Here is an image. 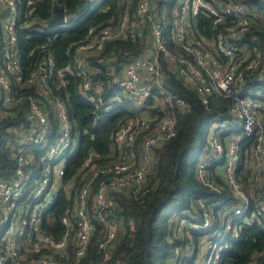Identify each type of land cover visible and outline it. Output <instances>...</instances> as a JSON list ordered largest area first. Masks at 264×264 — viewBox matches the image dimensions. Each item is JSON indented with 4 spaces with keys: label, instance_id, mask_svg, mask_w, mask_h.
<instances>
[{
    "label": "built area",
    "instance_id": "built-area-1",
    "mask_svg": "<svg viewBox=\"0 0 264 264\" xmlns=\"http://www.w3.org/2000/svg\"><path fill=\"white\" fill-rule=\"evenodd\" d=\"M37 1L0 0V118L10 111L5 107L17 103L13 85L33 86L44 98L26 99V120L10 128L5 144L15 166L10 178L0 179V264H81L90 246L99 256L91 264H125L115 254L124 236L136 234V226L119 214L113 194L150 193L156 153L176 136L174 113L166 108L188 109L166 87L163 62L204 106L226 103L230 117L208 122L197 176L210 184L204 170L221 160L232 194L225 204L221 197L207 206L201 197L191 200L171 219L167 264H231L226 253L232 242L264 216L262 197L244 192L234 173L248 146L254 183H263L264 90L246 87L247 78L264 80V50L257 37H252L255 45L245 39L256 22L254 9L240 0H114L115 20L88 28L68 64L55 71L53 54L42 43L32 49L37 56L24 73L17 30L27 36L42 30ZM201 16L211 19L208 33L198 22ZM48 24L54 30L68 26L69 20L64 15L62 24ZM128 41L142 45L117 72L119 49L103 52L108 43ZM93 59L108 68V89L114 90L106 96L96 83L97 70L90 66ZM54 73L60 84L52 88ZM68 74L78 79L77 93L93 108L94 118L121 107L128 113L112 134L110 159L103 162L99 153L88 151L71 174L67 157L77 148L78 136L64 104L52 95ZM60 196L69 203L59 215L63 230L56 238L42 223L52 217ZM244 264H264V253L253 251Z\"/></svg>",
    "mask_w": 264,
    "mask_h": 264
},
{
    "label": "trees",
    "instance_id": "trees-1",
    "mask_svg": "<svg viewBox=\"0 0 264 264\" xmlns=\"http://www.w3.org/2000/svg\"><path fill=\"white\" fill-rule=\"evenodd\" d=\"M113 1L38 0L36 10L43 21L39 25L42 30L31 36L17 30L21 71L26 73L30 70V64L35 61L37 56L35 52L32 53L31 51L42 43L47 44L46 48L53 54L56 62L55 71L63 68L71 61L74 47L84 37L87 29L90 27L98 28L113 17ZM240 1L249 10L254 9L253 15L256 21L251 28L252 31L247 33L245 39L251 45H255L252 37H257V44L264 50V0ZM171 3L174 4V1ZM155 4L157 5L156 1ZM106 6L109 7L106 12H103ZM56 7L62 9L69 20V24L66 27L49 30L46 25L54 17ZM160 7L159 4L157 9ZM113 20H115L114 17ZM198 22L201 26H205L204 33H208L211 27V19L201 16L198 18ZM140 44H134L131 41L108 43L103 54L111 48L119 49V63L115 65V71L118 72L123 62L128 61L132 54L135 55L139 52L142 45ZM89 63L91 67L97 70L95 74L97 82H94L98 83L102 94L104 96L110 94L114 89L113 87L108 89L107 66L96 59L89 60ZM163 68L166 87L175 96L183 98L188 109L179 112L176 107L167 106L166 108L170 113H174L176 136L166 141L156 153L158 161L153 173L148 178L150 193L138 196L113 194L114 199L119 204V214L123 215L124 218H131L136 226V234L131 238L124 236L115 254V256L121 257L125 264H167L172 253V247L166 239L168 232H170L171 219L186 208L189 201L196 198L205 199L207 201L206 206L210 200H220L218 198L221 197V203L225 204L232 198L229 187L225 183L221 160L216 166H207L204 170V177L208 176L210 184L206 183L205 185L197 176L199 158L204 153L203 148L206 144L208 122L214 117L218 120L230 117L226 111V103L224 101L218 104L212 102L208 106H204L193 90L175 78L171 66L163 62ZM63 79L65 83L58 90L54 89L52 95L64 104L73 131L78 136L77 148L67 157L66 171L67 174H71L81 165L88 151L99 153L103 162L110 159L112 134L128 113L121 107V109L114 110L107 115L94 118L93 108L77 93L78 79L71 74ZM246 81V87L264 90L262 78L252 77L247 78ZM59 84L60 77L54 73L52 88ZM12 90L16 95L17 103L12 107H5L6 111H10L0 118V179L10 178L15 166L14 160L11 156L9 157L8 148L5 147L10 138V128L25 122L26 117L23 110L28 105L26 101L28 97L44 99L38 95L35 87L30 85H13ZM131 108L135 112H139L135 107L131 106ZM149 109L153 110L152 108ZM157 111L160 112V110ZM250 155L251 152L246 146L238 157L234 173L244 192L248 195L262 197L264 200V179L260 185L254 183L251 165L249 168ZM68 203L69 201L63 196L57 198L52 209V217L47 218L42 223V227L47 233L56 238L63 230L59 224V215ZM240 237L237 242H232L230 251L226 253V255L231 256L228 260L231 264H244L253 251L264 253V216L256 218L251 226H245ZM98 259L99 256L95 249L90 246L81 264H91Z\"/></svg>",
    "mask_w": 264,
    "mask_h": 264
},
{
    "label": "water",
    "instance_id": "water-1",
    "mask_svg": "<svg viewBox=\"0 0 264 264\" xmlns=\"http://www.w3.org/2000/svg\"><path fill=\"white\" fill-rule=\"evenodd\" d=\"M54 12V17L48 24L49 27H55L63 23L64 13L62 9L60 7H56Z\"/></svg>",
    "mask_w": 264,
    "mask_h": 264
},
{
    "label": "rangeland",
    "instance_id": "rangeland-1",
    "mask_svg": "<svg viewBox=\"0 0 264 264\" xmlns=\"http://www.w3.org/2000/svg\"><path fill=\"white\" fill-rule=\"evenodd\" d=\"M166 19L168 20V17H166ZM166 214H167V212H166ZM166 214H163V215L165 216Z\"/></svg>",
    "mask_w": 264,
    "mask_h": 264
},
{
    "label": "crops",
    "instance_id": "crops-1",
    "mask_svg": "<svg viewBox=\"0 0 264 264\" xmlns=\"http://www.w3.org/2000/svg\"><path fill=\"white\" fill-rule=\"evenodd\" d=\"M115 1H116V0H115ZM104 9H105V8H104ZM106 10H107V9H106ZM103 12H106V11L103 10Z\"/></svg>",
    "mask_w": 264,
    "mask_h": 264
}]
</instances>
